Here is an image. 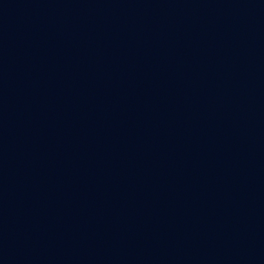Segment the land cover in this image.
<instances>
[{
	"label": "water",
	"instance_id": "obj_1",
	"mask_svg": "<svg viewBox=\"0 0 264 264\" xmlns=\"http://www.w3.org/2000/svg\"><path fill=\"white\" fill-rule=\"evenodd\" d=\"M0 264H264V0H0Z\"/></svg>",
	"mask_w": 264,
	"mask_h": 264
}]
</instances>
